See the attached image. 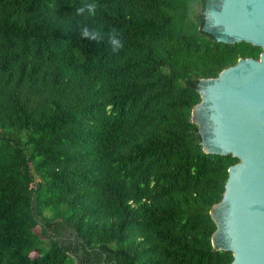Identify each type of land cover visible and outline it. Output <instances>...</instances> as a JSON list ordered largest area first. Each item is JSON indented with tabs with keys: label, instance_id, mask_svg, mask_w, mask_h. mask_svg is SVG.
Here are the masks:
<instances>
[{
	"label": "trees",
	"instance_id": "trees-1",
	"mask_svg": "<svg viewBox=\"0 0 264 264\" xmlns=\"http://www.w3.org/2000/svg\"><path fill=\"white\" fill-rule=\"evenodd\" d=\"M201 20L202 0H0V264L231 263L209 211L238 159L203 150L192 84L261 50Z\"/></svg>",
	"mask_w": 264,
	"mask_h": 264
},
{
	"label": "water",
	"instance_id": "water-1",
	"mask_svg": "<svg viewBox=\"0 0 264 264\" xmlns=\"http://www.w3.org/2000/svg\"><path fill=\"white\" fill-rule=\"evenodd\" d=\"M200 30L261 50L257 59H235L214 78L195 80L191 117L205 152L238 159L209 211L212 245L231 252L230 264H264V0H202Z\"/></svg>",
	"mask_w": 264,
	"mask_h": 264
},
{
	"label": "clouds",
	"instance_id": "clouds-1",
	"mask_svg": "<svg viewBox=\"0 0 264 264\" xmlns=\"http://www.w3.org/2000/svg\"><path fill=\"white\" fill-rule=\"evenodd\" d=\"M96 4L91 3L87 4L79 9H77V14L83 15L85 8H87V12L89 15H93L96 10ZM80 36L81 38L87 37L90 40H94L96 42L101 40V32L95 29H89L87 26H82L80 30ZM109 44L112 47L113 52H118L122 47L123 44L121 40L117 37V34L113 31L112 33L109 34Z\"/></svg>",
	"mask_w": 264,
	"mask_h": 264
},
{
	"label": "rangeland",
	"instance_id": "rangeland-1",
	"mask_svg": "<svg viewBox=\"0 0 264 264\" xmlns=\"http://www.w3.org/2000/svg\"><path fill=\"white\" fill-rule=\"evenodd\" d=\"M37 231H39V228H37Z\"/></svg>",
	"mask_w": 264,
	"mask_h": 264
}]
</instances>
